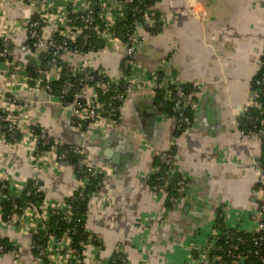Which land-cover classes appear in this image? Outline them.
I'll use <instances>...</instances> for the list:
<instances>
[{"label":"crops","instance_id":"crops-1","mask_svg":"<svg viewBox=\"0 0 264 264\" xmlns=\"http://www.w3.org/2000/svg\"><path fill=\"white\" fill-rule=\"evenodd\" d=\"M151 7L167 23L157 34L139 27L142 41L135 61L146 71L162 63L167 77L189 86V102L182 108L191 119L186 133L177 132L172 112L167 113L169 103L152 91L129 94L119 107L118 123L103 133L97 125L71 128L72 111L41 90L0 85L2 93L27 103L14 114L20 122L18 143L0 141V182L8 181L12 196H19L28 182L41 184L49 206L37 212L48 221L53 208L80 189L70 165L51 166L52 158L50 162L38 155L45 150L30 136L34 125L44 127L60 145L82 148L86 165L106 169L86 203L84 229L89 242L94 237L97 241L83 250V264H110L118 256L121 264H205L192 247L209 249L213 233L219 235V219L229 229L249 234L254 229L251 215L260 196L253 167L262 166L263 145L253 135L241 139L236 122L264 58V0H156ZM5 10L9 20L18 22L32 13L26 4ZM52 32L50 22L43 24V35ZM25 33L18 30L12 42L21 45ZM97 47L89 56L91 68L115 78L124 46L115 44L110 52ZM15 59L23 63L22 55ZM63 61L74 68L79 58L65 54ZM41 71L51 74L44 66ZM25 78L33 89L36 77L26 71ZM91 93L87 88L80 95L86 99ZM167 150L175 160L166 173L169 178L182 174L184 186L174 194L160 190L152 197L145 178ZM155 216H162L161 224H148ZM30 224L29 218L18 216L5 226L0 214V239L11 245L8 253L0 254V264H64L59 245L43 261L38 259L31 249L35 233ZM213 256L208 264H221Z\"/></svg>","mask_w":264,"mask_h":264},{"label":"built area","instance_id":"built-area-1","mask_svg":"<svg viewBox=\"0 0 264 264\" xmlns=\"http://www.w3.org/2000/svg\"><path fill=\"white\" fill-rule=\"evenodd\" d=\"M133 2L134 0H97L95 3L93 0H0V39L3 41L2 50L0 51V72H2V82L0 81V85L12 86L16 89L19 88L20 91L41 90L49 98L55 99L60 106L71 108L73 114L71 128L79 130V124L85 123V125H97L98 130L103 133L113 128L118 123L119 108L113 106L112 103H109L105 107L97 98V89L112 93L110 99L113 102L119 103H122L129 94L138 90L152 91L154 93L161 91L167 103L172 106L171 109L177 132L181 134L186 133L191 128V119L184 113L182 108L186 102H189V92H185L183 87L177 85L175 81L165 75L163 71L164 64L160 63L155 70L146 71L135 61L137 46L142 41L141 37L138 35L139 27H141L139 20H142L146 26V30L149 31L150 34H153L156 29L163 28L168 18L156 15L152 7L144 9V5L139 3L131 5ZM92 3H94V9L92 8ZM20 4H26L28 8L32 10V13L21 22L9 20L7 14L4 12L6 11L5 7L7 6L10 10ZM129 6L132 7L129 8ZM128 9L133 12L134 18L139 16V20H135L133 26L130 27L131 30L126 33V41L122 44L115 34V28L118 22L125 19ZM69 15H76L75 20H79L82 26L78 27L72 20L70 21ZM47 22L52 24L53 32L48 35H43V24L46 25ZM20 29H25L26 37L21 45H17L12 42V37ZM91 32L96 36V40L102 46V49L99 50L110 52L113 50L115 44H122L124 46L125 51L122 60V68L115 78L109 77L100 69L91 68L89 56L94 51L82 53V50L76 47L73 49L70 48L69 43L75 42L76 38L79 36H83L86 42L87 35H85V33ZM54 33H58L61 37L58 43L52 40V35ZM45 53L50 55L47 64H49L52 69L51 74L43 73L40 70L42 67H35L36 78L34 80V88H28L27 79L25 78L27 67L24 63L19 61V59L17 61L15 56L17 57L25 54L31 56L39 55L41 59V55ZM65 54H72L79 58L78 64L70 69L72 76L74 77L77 74H82V83L75 88L72 95L73 100L71 102H66L65 98L68 96L73 86L64 84L58 96L55 97L50 85L52 81L59 80L61 76V62H63V56ZM7 57L12 59L11 63L8 62ZM262 67H264V58L259 65V69ZM104 79H107V81ZM88 82L93 83V85H89ZM251 84L258 87L257 92L253 93H262L264 100V73L261 74L260 78L253 79ZM87 88L91 89V96L83 99L80 93ZM194 88L199 89L200 86L195 84ZM26 105V102L22 103L18 101L15 96L4 94L0 91V141H5L9 144L18 143L17 134L20 122L14 114L16 110L22 112L21 108H25ZM250 106H252L251 98L243 105L240 114H245L246 109ZM247 120L251 121L249 118ZM248 123L253 127L241 129L238 122H236L237 133L240 138L242 139L253 135L263 145L261 153L262 166L258 168L253 167L257 178V192L260 199L259 204L251 215L254 229L250 234H258L264 232V131H253L255 128L253 121ZM36 131L37 132L34 131V128H30L29 130L30 136L36 141L37 147L47 148L45 151L41 150L44 153L41 152L42 154L38 155L45 157L50 162L52 158L53 162L50 164L51 166L57 164V162H65L67 153L58 154L57 147L60 144L56 141L52 142L47 130L44 127L37 126ZM37 151L39 152L40 150L37 148ZM34 152L38 153L36 151ZM70 152L79 157L76 165L71 166L76 170L77 174L87 172L90 176L95 177L101 176L106 172V169H98L86 165L82 148L72 146ZM157 159L159 161V167H157L152 174H157L161 170L162 172L165 171V175L160 176L158 181L166 183L167 179H170L166 172H171V166L175 160L174 156L167 150L158 155ZM161 166H163V169ZM148 180L149 175L145 178V183H147ZM7 182L8 181L0 182V200L9 198L3 192L9 187ZM77 182L79 183L80 192L84 190V187L88 183V179L80 177L77 179ZM184 182V176L181 174L177 177V182L174 186L175 190H181L184 186ZM32 188L34 193L42 195V199L34 205L36 209L34 208L33 210V207L30 205L29 207H19L17 204H13L10 216H8L6 220L2 219L5 226L13 223L18 216H24L30 219L32 232H47V220L37 212H44L46 207L49 206L43 199L44 188L38 182H33ZM149 190L152 197H156L160 191L158 186L149 187ZM53 210H60L64 217H70L72 214L71 206L66 202L60 207L53 208ZM161 221L162 216H155L149 218L147 222L148 224H161ZM212 237L210 246L208 247L209 249L204 251L201 250L200 247H192L193 253L199 252L202 254L205 264H208V258L213 256L212 251L215 253L212 257V261L219 262L220 256L216 253L223 251V247L218 244L219 235L214 232ZM47 239L49 242L45 246L31 244V249L37 252L38 259L43 261L50 251H52L55 246L59 245L61 250L62 247L64 249L59 251L62 253H59V259L62 258L66 260L65 263L68 264H78V258H81L83 255V250L86 249L88 245L89 247L96 246L95 242L97 241L96 237L91 238L89 243L82 245L80 254L76 255L77 252L70 247V238L67 235L62 238H56L47 232ZM262 240L263 239L260 237L258 240L254 241V244L258 245V242ZM233 241L241 242V239L236 238L233 240L231 236H228L226 237L225 244H227V257L231 259L232 264H236L237 260H241L242 258L235 254L237 246L233 244ZM6 253H8V251H6L5 247L0 245V254Z\"/></svg>","mask_w":264,"mask_h":264},{"label":"trees","instance_id":"trees-1","mask_svg":"<svg viewBox=\"0 0 264 264\" xmlns=\"http://www.w3.org/2000/svg\"><path fill=\"white\" fill-rule=\"evenodd\" d=\"M97 0H93L95 3ZM156 0H134L133 4L135 5L137 3L144 5V9L151 7ZM94 3H92V8L94 7ZM132 6H129L131 8ZM94 9V8H93ZM158 15V14H156ZM76 15H69V20L73 21L76 26L80 27L82 26L79 20H75ZM135 20H139V16L137 18L133 17V12L129 9L126 12V17L124 20H121L117 23L115 28V34L117 35L118 39L122 42V44L126 41V33L131 30L130 27L133 26V23ZM141 23V26L146 29L145 24L142 22V20H139ZM160 31V28L156 29L153 34H156ZM149 32V31H148ZM87 35L86 42L83 39V36H79L76 38L75 42H70L69 46L70 48H77L79 50H82V53H87L90 51H97L98 50V44L99 42L96 40V36L91 33H85ZM52 40L58 43L61 40V37L58 35V33H54L52 35ZM2 39H0V51L2 50ZM50 55L48 53L41 55V60L43 64H47L49 61ZM7 60L9 63L12 62V59L7 57ZM61 76L59 80L52 81L50 83L53 95L56 97L61 91V88L64 84H70L73 86L68 96L65 98L66 102H71L73 100L72 95L74 93V90L79 84L82 83V74H77L76 76H72L70 72V67L63 61L61 62ZM122 68V63H121ZM35 70L34 67H27L26 71L28 74L31 75V78L35 77ZM39 70V69H37ZM41 70V69H40ZM52 69L50 68L49 72H51ZM264 73V67L260 68L255 76L254 79L260 78L261 74ZM94 74V73H93ZM72 76V77H71ZM107 81V79H104ZM32 81V80H31ZM89 85H93V83L88 82ZM189 86H185V92H189ZM257 86L254 84H250V98L252 100V106L248 107L246 109V113L239 116L237 122L239 124V127L241 129L245 128H252L253 126H250L248 122L253 121L255 128L253 131H264V100L262 97V93H253L257 92ZM97 91V98L98 100L105 105V107L112 103L113 106L116 108H119L121 103L119 102H113L110 98L112 96V93L109 92H103L102 90H96ZM160 94V95H159ZM255 94V95H253ZM260 94V95H259ZM158 99H163V94L161 91L157 92ZM171 105L169 104L168 111L172 112ZM184 113L190 118V115L188 114L187 110H184ZM251 119L247 120V119ZM80 128H85V123H80ZM37 126H33L34 131H36ZM17 138L19 140L18 134ZM53 142V140H52ZM72 146L68 145H59L57 147L58 154H62L64 152L67 153V159L65 163H67L70 166H75L79 157L74 155L71 151ZM43 150H47V148L43 147L41 148ZM157 164H159V161L157 159ZM163 169V166H161ZM75 176L77 178L84 177L88 179L87 185L84 187L83 191H78L72 198L66 199V203H68L71 206L72 214L70 217L63 216L62 212L60 210H52L51 216L49 220L47 221V232L48 234H52L56 238H62L63 236L67 235L70 238V247L75 250L76 255H79L81 252L82 245L89 243L88 235L84 229V218L86 215V203L89 199V196L94 194L97 190V187L99 183L101 182L102 176H90L87 172H83L81 174H77L76 170ZM165 175V171L162 172V170L157 174H151L149 175V180L147 181L148 186L154 187L158 186L159 190H164L165 192L169 194L175 193V184L177 182L178 175H174L172 178L167 179L166 183L159 182L158 178L160 176ZM33 182H28L27 187L23 190L20 196H12L10 192L7 190H4L3 192L9 197L5 198L4 200H0V214L3 220H6L8 216H10L12 205L17 204L19 207H29L34 206L35 203H38L42 199V195L34 193V190L32 188ZM219 228L217 229L219 232V239L218 244H220L223 247V251L217 252L220 256V263L221 264H232V261L229 257H227V244L226 243V237L231 236L233 240L236 238H240L241 242H235L233 241V244L237 246V251H235V254L240 256V258L244 259L243 263H240V260L238 259L236 264H264V232H260L258 234H249L244 233L242 231H239L237 229H229L224 225V222L222 219H219ZM47 232L43 231H37L31 238V241L33 244L38 245H46L47 239ZM262 238L263 240L258 242V245L254 244V241L258 240L259 238ZM0 245L5 247L6 251L11 250V245L9 242L5 239H0ZM78 264H83L80 261V258H78ZM121 257L118 256L114 259V261L110 262V264H121Z\"/></svg>","mask_w":264,"mask_h":264},{"label":"water","instance_id":"water-1","mask_svg":"<svg viewBox=\"0 0 264 264\" xmlns=\"http://www.w3.org/2000/svg\"><path fill=\"white\" fill-rule=\"evenodd\" d=\"M22 61L24 63L25 66L27 67H43L46 69V70H50V65L49 64H43L42 60L40 59L39 55H35V56H31V55H28V54H25V55H22ZM55 100V99H54ZM69 110H71V108H67ZM244 262V259H241L240 260V263H243Z\"/></svg>","mask_w":264,"mask_h":264}]
</instances>
